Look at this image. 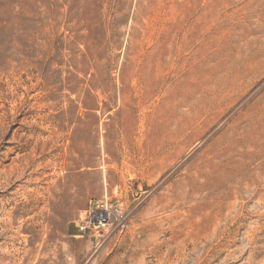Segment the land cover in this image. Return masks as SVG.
<instances>
[{"label": "rangeland", "instance_id": "obj_1", "mask_svg": "<svg viewBox=\"0 0 264 264\" xmlns=\"http://www.w3.org/2000/svg\"><path fill=\"white\" fill-rule=\"evenodd\" d=\"M0 264H264V0H0Z\"/></svg>", "mask_w": 264, "mask_h": 264}, {"label": "built area", "instance_id": "obj_2", "mask_svg": "<svg viewBox=\"0 0 264 264\" xmlns=\"http://www.w3.org/2000/svg\"><path fill=\"white\" fill-rule=\"evenodd\" d=\"M127 221L128 213L118 201L112 202L106 198H100L90 202L83 224L79 225V229L105 232L122 230Z\"/></svg>", "mask_w": 264, "mask_h": 264}]
</instances>
